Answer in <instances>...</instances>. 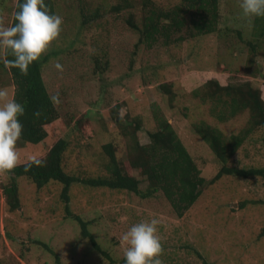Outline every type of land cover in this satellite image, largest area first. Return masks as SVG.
<instances>
[{
	"label": "rangeland",
	"instance_id": "rangeland-1",
	"mask_svg": "<svg viewBox=\"0 0 264 264\" xmlns=\"http://www.w3.org/2000/svg\"><path fill=\"white\" fill-rule=\"evenodd\" d=\"M55 1L56 14L63 18L62 30L38 60L42 62L41 77L46 91L50 96L59 93L61 99L55 105L57 120L44 129L51 143L67 132L69 145L62 162L65 172L79 178L107 176L108 159L102 146L115 143L118 163L136 175L137 171L127 165L125 140L108 111L118 106L120 117L126 114L140 117L137 139L143 145L147 144V133L154 126L151 108L154 104L183 142L200 175L211 179L219 163L193 131L188 119L190 110L168 108L165 96L157 87L174 80L178 85L175 86L178 104L191 107L190 98L185 96L192 89H200L208 75L220 83L234 81L227 65L232 62H226V57L236 60L240 68L245 66L249 50L244 41L251 29L241 14L240 0H219V32L190 35L189 39L168 48L160 42L151 48L137 45L138 32L125 19L131 12L139 24L147 7L167 10L178 0H127L133 8L117 14L109 11L116 0ZM15 2L0 0V26H10ZM143 3H147L145 8ZM96 10L99 19L82 27L81 15L88 17ZM95 58L101 59L100 70L96 72ZM57 60L63 65L62 72L54 67ZM222 67L226 72H222ZM259 70L263 73V68ZM251 81L253 86L262 87L264 93V77ZM0 88L9 93L5 99L12 97L10 75L2 65ZM243 119L240 115L236 126L232 127L229 121L226 125L237 131ZM66 123H70L68 130ZM71 129L74 130L70 132ZM228 129H224L227 135ZM244 130L240 133L239 148L226 165L259 167L264 159L263 130L257 128L245 136ZM23 146L16 145L18 164L40 156L41 147ZM11 177L7 171H0V185ZM15 180L20 207L14 211L5 209L0 186V261L6 264H58L55 256L59 264H124L128 247L122 239L124 233L132 224L152 218L159 221L163 264H264V236H259L264 228V188L260 179L223 176L203 189L182 217L172 213L161 195L140 200L119 190L89 188L77 183L68 191L71 213L68 215L60 197L61 184L49 182L37 189L25 176ZM245 201L246 205L240 208L239 204ZM71 215L86 223L99 249L81 237L80 225Z\"/></svg>",
	"mask_w": 264,
	"mask_h": 264
},
{
	"label": "trees",
	"instance_id": "trees-1",
	"mask_svg": "<svg viewBox=\"0 0 264 264\" xmlns=\"http://www.w3.org/2000/svg\"><path fill=\"white\" fill-rule=\"evenodd\" d=\"M45 3L48 10L56 14L55 0H45ZM218 4L219 0H178L167 10L147 7L142 13L139 24L136 23L131 12L125 20L131 29L138 32L137 45L151 48L160 42L161 46L168 48L182 40L189 39L190 35L198 37L219 32ZM146 6L147 3H143V7ZM132 8L133 6L127 0H116V3L110 6L109 11L117 14L121 10ZM17 10L18 0L13 8L10 25L14 22L13 14ZM99 16L98 10L88 17L82 14L80 25L82 27L88 25L89 22L99 19ZM237 34L241 38L239 30ZM244 44L249 50V55L243 68L239 67L236 60L226 57L228 58L226 62H232V65H227L231 72L229 75L233 76L234 81L220 83L216 77L208 75L200 89H192L188 93L189 97L185 96L190 98L191 107L178 104L179 97L174 80H167L157 87L165 96L168 108H177L180 111L190 110L188 119L191 121L193 131L214 153L213 156L219 163V169L208 180L200 175L197 164L187 152L183 142L165 118L164 113L156 109L154 104L151 105L154 126L147 133V144L143 145L137 139V132L141 128L140 117H131L129 114L120 117L118 106H113L108 111L117 126L118 133L125 140L127 165L133 171H137L136 175L128 173L118 163L115 156L117 145L115 143L102 146L108 159L107 176L79 178L66 173L62 162L69 145L67 132L61 136L58 135L51 143L44 129L45 126L57 120L58 111L56 106L50 102L51 96L46 91L41 77L42 62L40 63L39 60L33 62L27 75L20 73L18 69L9 71L0 63L10 75L13 95L25 104V113L20 118L24 128L22 137L17 141V146L21 144L24 145L23 147L27 145L41 147L40 156L35 158L43 161L40 166L33 165L26 169L25 165L29 162L28 160L17 164L11 171L5 170L12 175L7 183L0 185L5 209L11 212L20 207L18 185L15 179L24 176L37 189L49 182L61 184L60 197L64 202V212L68 215L71 214L68 207V191L74 183L89 188L103 187L119 190L134 195L140 200H149L161 195L176 217H182V214L199 199L202 190L212 186L223 176H235L240 179L257 178L262 180L264 188V159L259 167L226 165L239 148L242 141L240 133L247 126L243 132L244 136L257 128L263 130L264 133V93L262 87L253 86L251 81L260 76L264 77V17L252 21L250 36ZM100 61V58L94 59V72L100 70ZM260 67L263 68V73L260 72ZM221 70L226 72L224 67ZM244 77H251V79ZM34 112H39L40 115L35 117ZM194 113H197L195 117ZM240 115H243L244 119L237 131L226 125L229 121L232 127L236 126V119ZM68 124L70 123L65 124L67 130L70 127ZM225 128L230 129H228V135L224 133ZM73 130L71 129L70 132ZM261 142L264 150V135ZM245 205L246 201L239 204L240 208ZM71 217L79 223L81 237L87 239L96 250L99 249L95 239L87 230L86 223L76 215H71ZM259 236H264V228ZM55 259L59 264L58 257L55 256ZM0 264H6V262L0 261Z\"/></svg>",
	"mask_w": 264,
	"mask_h": 264
},
{
	"label": "clouds",
	"instance_id": "clouds-1",
	"mask_svg": "<svg viewBox=\"0 0 264 264\" xmlns=\"http://www.w3.org/2000/svg\"><path fill=\"white\" fill-rule=\"evenodd\" d=\"M240 9L251 27L254 19L264 17V0H240ZM13 21L8 27L0 26V63L9 71L18 69L27 75L33 62L59 37L63 18L51 13L45 0H18ZM54 67L59 72L63 71L59 60L54 63ZM8 96L7 89L0 88V171H11L17 166L19 156L16 145L24 128L20 118L25 113V104L14 95L5 99ZM49 99L54 106L61 103L59 93ZM39 115V112L33 113L35 117ZM42 164L41 159L33 157L25 167ZM158 224L159 221L152 218L129 227L122 237L128 243L124 264H163L160 259L163 247L158 235Z\"/></svg>",
	"mask_w": 264,
	"mask_h": 264
}]
</instances>
